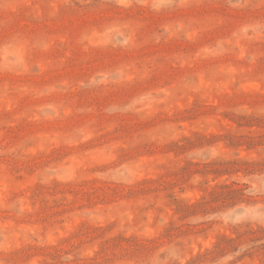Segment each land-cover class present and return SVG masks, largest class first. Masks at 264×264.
I'll return each mask as SVG.
<instances>
[{"label": "rangeland", "instance_id": "obj_1", "mask_svg": "<svg viewBox=\"0 0 264 264\" xmlns=\"http://www.w3.org/2000/svg\"><path fill=\"white\" fill-rule=\"evenodd\" d=\"M0 264H264V0H0Z\"/></svg>", "mask_w": 264, "mask_h": 264}]
</instances>
